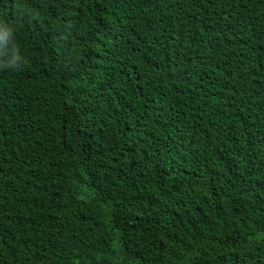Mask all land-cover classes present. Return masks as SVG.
Here are the masks:
<instances>
[{"label":"trees","instance_id":"obj_1","mask_svg":"<svg viewBox=\"0 0 264 264\" xmlns=\"http://www.w3.org/2000/svg\"><path fill=\"white\" fill-rule=\"evenodd\" d=\"M0 264H264V0H0Z\"/></svg>","mask_w":264,"mask_h":264},{"label":"clouds","instance_id":"obj_2","mask_svg":"<svg viewBox=\"0 0 264 264\" xmlns=\"http://www.w3.org/2000/svg\"><path fill=\"white\" fill-rule=\"evenodd\" d=\"M0 38H2V37H0Z\"/></svg>","mask_w":264,"mask_h":264}]
</instances>
